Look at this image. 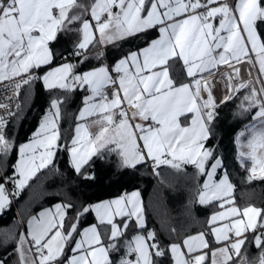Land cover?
<instances>
[{
	"label": "snow or ice",
	"instance_id": "1",
	"mask_svg": "<svg viewBox=\"0 0 264 264\" xmlns=\"http://www.w3.org/2000/svg\"><path fill=\"white\" fill-rule=\"evenodd\" d=\"M109 46L116 49L111 56ZM243 60L258 65L255 82L240 79L233 64ZM89 61L95 63L85 67ZM177 62L186 75H172ZM221 65L231 72L223 74L226 91L218 101L211 74ZM262 78L264 0H0V92L9 93L0 99V169L6 172L9 154L17 152L0 182V212L11 204L9 183L12 197L33 179L42 195L61 197L29 215L26 231H5L0 246L11 241L14 247L0 264L10 256L12 264H264V207L236 204L225 157L218 144H208L216 138L219 109L243 90L232 116L251 114V121L236 134L235 160L248 182L264 180ZM37 83L45 106L17 146L7 126L30 107ZM77 88L87 94L71 140L65 136L61 144L62 105ZM60 150L67 152L71 178L53 167ZM112 155L116 172H128L129 180L142 165L161 189L186 178L189 215L194 205L221 210H212L201 230L165 243L148 226L139 188L86 198L91 192L80 184L95 183L93 158ZM54 178L61 183L46 188ZM70 188L79 194L70 195ZM158 214L166 217L168 209ZM161 228L169 237L177 232L163 220Z\"/></svg>",
	"mask_w": 264,
	"mask_h": 264
},
{
	"label": "trees",
	"instance_id": "2",
	"mask_svg": "<svg viewBox=\"0 0 264 264\" xmlns=\"http://www.w3.org/2000/svg\"><path fill=\"white\" fill-rule=\"evenodd\" d=\"M87 2V0H82ZM155 32H149V38L155 35ZM135 44V42H130ZM139 46H143L142 44ZM122 48L129 47V44L121 45ZM116 49L109 46L108 53L111 56ZM95 61H89L85 67L91 66ZM83 71L84 69H80ZM183 73V67L181 62H177L172 75ZM177 77V76H176ZM34 87V99L31 102L30 107H27L22 114V118L19 121L13 120L7 126V131L16 129L15 143L18 145L21 142L27 140L29 134L33 131L38 123L39 116L42 114L44 100L46 93L42 89V86L37 83ZM85 95V91L82 89H75L72 93L68 94V101L62 105L63 116L60 122L61 140L60 143H65V136L67 140H71L73 134L74 125L76 123L75 115L78 112L80 101L82 96ZM244 95V91L241 90L238 96L233 99L232 102L225 104L219 109V119L217 120L214 131L216 138L208 142L211 144H218L217 152L225 157V161L228 166L230 179L235 185V202L237 205L243 206L248 203H252L259 207H264V180H254L248 182L246 180L247 171L245 168H241L239 163L235 160L236 143L235 137L240 127L245 126L251 121V114L244 117H233L232 110L240 102V97ZM21 98H23V92H21ZM65 130H68L65 132ZM17 158V152L14 149L7 159V171L0 169V182H2L3 175L11 174V165ZM115 156H106L104 161L98 158H93V163L89 166L90 170L94 169L97 179L95 183L80 184V188L85 192H91V196H86L89 200L106 199L119 195L122 192L130 191L134 187L139 188L141 191L142 202L146 208V214L149 219V227H155L160 235V238L169 243L172 240H179L182 234H192L195 231L201 230L203 226H206V216L211 213L212 210L218 208V204L213 207H205L200 205H194L192 207L191 215L186 210V205L189 200V188L191 185L187 182V179H182L179 183H175L174 188H163L158 185L157 178L151 175L150 167L145 169L142 165L137 169L136 178L133 180L128 179V172L123 174L117 173L115 170ZM68 156L66 150L57 151L55 156V162L53 167H59L61 172H66L69 178L74 176V173L68 167ZM249 165V161L247 162ZM164 171V169H162ZM193 170L188 168V172ZM46 172L42 171L41 175H45ZM172 180V177H168ZM61 183L58 178H54L46 182L45 187L48 189L55 188ZM202 183V180H201ZM37 181L33 179L30 181L31 186H26L21 190L19 197H13L10 207L0 213V245H2L3 235L6 230H14L19 232L25 228L27 217L38 210L41 207L49 206L55 203L61 197H51L42 195L39 190L35 188ZM11 189L12 185L7 184ZM69 193L72 196L78 195L76 189H69ZM163 206V207H162ZM168 209V215L163 217L158 213ZM88 223L92 221V217L85 218ZM167 223L169 228H176L177 232L171 237L166 234L161 228V221ZM198 221H204L202 225ZM84 225L82 224L81 227ZM14 243L11 241L7 247L0 246V256H4L6 252H12ZM69 252V249H68ZM256 252L255 246L249 249V254ZM170 255V254H169ZM13 257H8L7 264H12Z\"/></svg>",
	"mask_w": 264,
	"mask_h": 264
},
{
	"label": "built area",
	"instance_id": "3",
	"mask_svg": "<svg viewBox=\"0 0 264 264\" xmlns=\"http://www.w3.org/2000/svg\"><path fill=\"white\" fill-rule=\"evenodd\" d=\"M234 67H237L239 69V77L241 80H249L251 79L253 82L256 80V71L255 67H253L252 64L248 63L247 60L241 61L239 64H233ZM231 68L227 65H221L218 67L217 70H214L212 72L213 78V94L216 96L217 100L219 101L220 97L225 93L226 89L224 86L223 81V74L224 73H230ZM257 86V85H256ZM106 92L109 94L111 93V88H106ZM9 95V93L0 92V99H2L4 96ZM13 108L15 106V101H13L12 105ZM2 109H0V113H2ZM243 127H240L239 130H242ZM13 201V197L12 200Z\"/></svg>",
	"mask_w": 264,
	"mask_h": 264
},
{
	"label": "crops",
	"instance_id": "4",
	"mask_svg": "<svg viewBox=\"0 0 264 264\" xmlns=\"http://www.w3.org/2000/svg\"><path fill=\"white\" fill-rule=\"evenodd\" d=\"M89 19H90V17H89ZM215 23H218V20L217 21H214ZM252 59H253V61L255 60V56H254V54H253V56H252ZM182 63V62H181ZM255 71H256V79H257V77H258V75H259V67H258V65H256L255 66ZM182 75H186V73L184 72V70H183V73H181V74H176L175 76H177V77H179V76H182ZM262 79H264V78H262ZM257 87H259L258 85H257ZM85 94H87L86 92H85ZM78 113V112H77ZM99 117L98 116H96V117H92L91 119H98ZM82 123H85V124H88L89 123V121L88 120H85V121H81ZM248 124V123H247ZM246 124V125H247ZM36 127V126H35ZM74 127H75V125H74ZM243 127V129L242 130H238V132H243V131H245V126H242ZM35 129V128H34ZM34 129H33V131H34ZM97 129H96V127L95 126H93V127H91L90 128V131H92V132H95ZM16 129H13L12 131H7L6 130V134H7V132H8V136H9V138H12V136H14L15 134H16ZM237 132V133H238ZM73 134H74V129H73ZM15 137V136H14ZM242 139H244V140H246V136L245 137H243ZM25 142V141H24ZM18 146V145H17ZM249 166H250V161H249ZM216 178H218V177H216ZM6 188L8 189V192H9V195H10V200H12V196H11V189L8 187V185H6ZM133 190V189H132ZM132 190H130V191H132ZM112 198V197H111ZM107 199V198H106ZM238 206H240V205H238ZM243 206H245V205H243ZM256 206V205H255ZM216 210H221V209H219V206H218V208L216 209ZM40 210H38L37 212H39ZM1 213V212H0ZM92 222V221H91ZM90 222V223H91ZM23 231H26V225H25V228L23 229ZM209 239H211V238H209ZM69 254H70V249H69Z\"/></svg>",
	"mask_w": 264,
	"mask_h": 264
},
{
	"label": "rangeland",
	"instance_id": "5",
	"mask_svg": "<svg viewBox=\"0 0 264 264\" xmlns=\"http://www.w3.org/2000/svg\"><path fill=\"white\" fill-rule=\"evenodd\" d=\"M7 134H8V132H7Z\"/></svg>",
	"mask_w": 264,
	"mask_h": 264
}]
</instances>
